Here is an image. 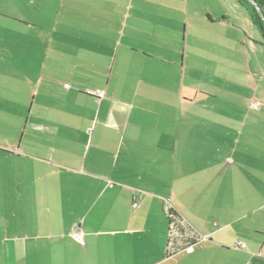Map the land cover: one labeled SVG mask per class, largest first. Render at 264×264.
<instances>
[{
	"label": "crops",
	"instance_id": "1",
	"mask_svg": "<svg viewBox=\"0 0 264 264\" xmlns=\"http://www.w3.org/2000/svg\"><path fill=\"white\" fill-rule=\"evenodd\" d=\"M0 264H264L249 5L0 0Z\"/></svg>",
	"mask_w": 264,
	"mask_h": 264
},
{
	"label": "trees",
	"instance_id": "2",
	"mask_svg": "<svg viewBox=\"0 0 264 264\" xmlns=\"http://www.w3.org/2000/svg\"><path fill=\"white\" fill-rule=\"evenodd\" d=\"M242 3H245L249 5L251 9V18L253 23L260 29L263 37H264V25L262 20L259 17V13L256 10V8L248 3L247 0H240ZM258 6H261V3L257 2ZM169 221L173 223V227L170 232V237H169V246H170V253L173 254L178 248L177 243L178 241L181 242H186L188 244L191 239L192 235V229L190 226L185 223L183 220H181L179 217L176 215L169 213Z\"/></svg>",
	"mask_w": 264,
	"mask_h": 264
},
{
	"label": "built area",
	"instance_id": "3",
	"mask_svg": "<svg viewBox=\"0 0 264 264\" xmlns=\"http://www.w3.org/2000/svg\"><path fill=\"white\" fill-rule=\"evenodd\" d=\"M65 88H69V86L66 85ZM103 96H104L103 93H99L98 94V97L99 98H103ZM253 108L255 110H258L259 109L258 104H254L253 105ZM136 206H137V204H134V207H136ZM165 211H166V213L169 214L171 212V208L169 206H166L165 207ZM173 226L174 225L172 223V227ZM74 239H76L77 241L81 242L82 241V235H81V233H78V232L74 233ZM236 247L239 248V249H246V245L244 243H242V242H236ZM193 251H194V249L192 247H190V248H188L186 250V252L189 253V254L192 253Z\"/></svg>",
	"mask_w": 264,
	"mask_h": 264
},
{
	"label": "water",
	"instance_id": "4",
	"mask_svg": "<svg viewBox=\"0 0 264 264\" xmlns=\"http://www.w3.org/2000/svg\"><path fill=\"white\" fill-rule=\"evenodd\" d=\"M251 1H252L253 5L255 6L256 10H257V11H261V10H260V7L257 6L256 2H255L254 0H251Z\"/></svg>",
	"mask_w": 264,
	"mask_h": 264
}]
</instances>
